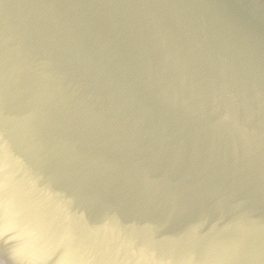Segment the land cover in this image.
<instances>
[{
  "label": "water",
  "instance_id": "1",
  "mask_svg": "<svg viewBox=\"0 0 264 264\" xmlns=\"http://www.w3.org/2000/svg\"><path fill=\"white\" fill-rule=\"evenodd\" d=\"M0 264H264V0H0Z\"/></svg>",
  "mask_w": 264,
  "mask_h": 264
}]
</instances>
